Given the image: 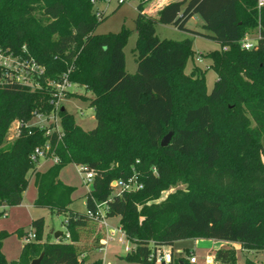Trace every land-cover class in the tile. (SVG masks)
<instances>
[{
	"label": "trees",
	"instance_id": "obj_1",
	"mask_svg": "<svg viewBox=\"0 0 264 264\" xmlns=\"http://www.w3.org/2000/svg\"><path fill=\"white\" fill-rule=\"evenodd\" d=\"M101 1L0 0V51L18 58L24 68L35 66L26 69V80H18L17 71L0 65V206L20 205L34 176V206L65 215V231L54 241L45 239V218L33 219L34 239L11 262L2 252L11 233L0 230V264H30L41 254L40 264H102L101 258H89L103 246L98 224L71 208L75 188L60 179L68 164L93 171L87 210L106 202L107 216L119 218L134 245L127 261L157 264L153 252L170 246V264H197L190 261L192 250L180 256L173 251L176 242L190 238L264 251V6L259 9L257 0H171L149 15L144 10L150 0H138L137 70L130 74L123 47L132 30L95 34L106 18L94 8ZM195 15L207 33L187 28ZM156 24L219 44L201 54L217 74L210 93L206 70L194 65L185 73L195 55L193 39H160ZM255 30L257 44L245 49L242 41ZM65 79L93 94L64 91L67 98L90 102L96 119L91 130L77 124L66 108L56 107V84ZM54 112L58 126L30 123ZM15 121L16 137L7 141ZM169 132L170 141L162 146ZM46 143L49 156L58 161L38 171L31 156ZM130 179L141 187L112 185ZM179 184L185 188L162 199ZM15 233L25 235L20 229ZM214 260L237 264L236 251L220 247ZM245 264L259 262L247 258Z\"/></svg>",
	"mask_w": 264,
	"mask_h": 264
},
{
	"label": "rangeland",
	"instance_id": "obj_2",
	"mask_svg": "<svg viewBox=\"0 0 264 264\" xmlns=\"http://www.w3.org/2000/svg\"><path fill=\"white\" fill-rule=\"evenodd\" d=\"M159 0H150L145 8H152ZM138 0H125L122 3H119L118 0H105L101 2H96L94 8L96 10L104 12L106 18L99 24L95 30V34L104 35L107 33H117L123 28L132 30L129 35L126 44L123 47V53L125 56V69L128 73L134 74L137 70L136 63V41L137 34L134 31L135 29V18L138 13ZM203 20H189L187 23L188 29H193L198 32L207 33L202 26ZM156 34L160 39H169V40H184L185 38L193 39V49L195 55L193 58H189L188 63L185 68V73L189 74L194 65L201 67L203 70H206L205 73V85L206 91L210 93L214 87V84L217 80L216 72L208 67L211 64L209 58L203 57L201 54H206L209 51H213L219 48V44L215 41L201 35H193L192 33L180 30L172 25L156 24L155 26ZM248 36L249 39L256 40L258 36L257 30L253 31ZM0 61L8 63L11 67H15V57L3 58L0 57ZM21 78L23 74L26 73L23 70L20 71ZM65 91L72 93H78L79 95H84L87 97H93L91 92H86L83 87H80L76 84H70L67 86ZM64 106L69 112H71L77 124H79L85 130H91L96 126V119L94 109L90 106L88 100H83L80 97H70L67 98L65 93L60 95L56 107L60 108ZM59 117L57 113L54 112L48 116L46 115H37L31 120V124L49 126L52 123L58 125ZM18 125V126H17ZM19 127L16 122H13L8 130V135L6 140L12 141L17 134ZM168 134V133H167ZM166 134V135H167ZM264 144V136L262 138ZM44 159L51 158H40V163L46 168L51 164V161H45ZM38 162L36 164L38 165ZM84 173L81 172L74 164H68L65 166L61 173V179L65 184L75 188L73 192V203L71 208L74 211L84 213L87 211L86 207V194L90 191L92 187V182L84 183L83 181ZM184 189V184H179L177 187L172 188L168 191L163 192L162 199L170 192H173L176 189ZM35 179H31L29 176V182L25 190L23 191V201L20 205L17 206H4L6 207L8 216H0V230H6L8 233H11L8 237L4 239L2 244V251L8 261H14L18 259L21 253V238H25L26 234H32L33 229L31 227V222L33 219L43 216L45 218V239L51 241L56 240L53 233V229L56 231H65V222L64 214H50L47 209L37 208L34 206L35 199ZM0 210H3L0 207ZM118 217L111 218V224L117 223ZM22 230L25 235L20 237L17 233V230ZM98 230V227H97ZM99 231V230H98ZM55 232V231H54ZM101 234V233H100ZM118 235H116V238ZM127 241V240H126ZM125 243H120L118 240H114L108 243L106 251H99V249H94L89 254L90 259L103 258L105 257L106 261L113 264H135L133 262L127 261L125 259L126 254L128 253L125 249ZM129 246L134 247V245L129 241ZM170 248V246H168ZM220 247H233L236 251V261L237 264H245L247 258L259 262V264H264V251L263 250H244L238 243L219 241L206 238H197V239H184L176 242L173 246V251L175 255H186L185 249L188 248L193 251L192 255L197 257V264H219L214 260V251Z\"/></svg>",
	"mask_w": 264,
	"mask_h": 264
},
{
	"label": "built area",
	"instance_id": "obj_3",
	"mask_svg": "<svg viewBox=\"0 0 264 264\" xmlns=\"http://www.w3.org/2000/svg\"><path fill=\"white\" fill-rule=\"evenodd\" d=\"M118 2L119 3L123 2V0H118ZM262 6H264V0H257V7L260 9ZM102 14H104V12L97 10V16L98 17H101ZM258 38H259V34L256 37V40L249 39L247 36L242 41V46L245 49H251V48L255 47V45L257 44ZM9 56L10 55H5L4 53H2L0 51V57L8 58ZM10 57H12V56H10ZM0 65H3L7 68H10V69L17 71L18 72V74H17L18 80H26V75H28V70H26V69L28 68V69L33 71V69L35 68L34 65L28 66V67L25 66V68H24L23 62L20 61L18 58H16L15 67H11L10 64L2 62V61H0ZM22 70L26 73H24L23 77L21 78L20 71H22ZM67 86H70V83L66 79L64 81H62L61 83L56 84V88L58 89L59 97H60V95H62V93H64ZM49 151H50V145L48 143H46L43 146L36 147L31 158H32V160L37 162V161H39L40 158H48L49 157L54 162H57L58 158L49 156ZM78 168H80L81 172L84 173L83 181L85 184L92 181L93 171L89 170L85 166H78ZM112 185L114 187H117V189H119V190H134V189H138L141 187V185L138 184L136 182V180H134V179H130L127 182L114 181L112 183ZM86 213H87L89 218H91L93 221H95L98 224V230L102 234V237H103L102 238V245L103 246L99 249V251H106L108 243L111 241H114L116 239L120 243H125V241L127 240L125 249L127 250V252L132 251L133 247L129 246V244H128L129 240L127 239V236H126L125 232L123 231V229L121 228V226L119 224H111L109 222V217L107 216L106 202L96 204V208L94 210H87ZM116 235H118L117 238H116ZM33 239H34V234L33 233L29 234L28 237H25V243L29 242ZM163 247L164 246L158 247L155 250V252H153V254L151 255V258H154L157 264H161V263L170 264L172 250H171V248L163 249ZM101 259H102V264H113L111 262L106 261L104 256ZM190 261L193 263H197V257L195 255H191ZM81 264H85V263H81Z\"/></svg>",
	"mask_w": 264,
	"mask_h": 264
},
{
	"label": "crops",
	"instance_id": "obj_4",
	"mask_svg": "<svg viewBox=\"0 0 264 264\" xmlns=\"http://www.w3.org/2000/svg\"><path fill=\"white\" fill-rule=\"evenodd\" d=\"M169 1H171V0H159L152 8H145V10H144V12L145 13H147V14H149V15H156V13H157V11L163 6V5H165L166 3H168ZM199 18H200V16H198V15H195V16H193L192 18H191V20H199ZM202 25H203V23H202ZM17 124H18V121H15ZM18 126V125H17ZM45 161H51L50 163V165L46 168L44 165L42 166V163H40V159H39V162H38V165H37V170L38 171H45V170H47L49 167H51L53 164H54V161L52 160V159H44V162ZM75 165V164H74ZM78 167V166H77ZM63 170V169H62ZM62 170H61V172H60V179H61V173H62ZM31 179H34V176H31ZM62 180V179H61ZM63 181V180H62ZM64 182V181H63ZM36 197H37V189H35V194H34V198L33 199H36ZM72 197H73V194H72ZM0 207H2L3 208V210H0V213H1V215L0 216H4V217H7L8 216V213H7V210H6V207H4V206H0ZM45 209V208H44ZM48 212H49V210H48ZM50 213V212H49ZM113 218H115V217H113ZM110 219L111 218H109V222L111 223V221H110ZM117 219V223H115V224H119V218H116ZM112 224H114V223H112ZM56 232V230H52L51 232L53 233V235H54V233ZM55 237V236H54ZM56 238V237H55ZM4 242V241H3ZM24 243H25V238L23 239V238H21V250H22V247H23V245H24ZM171 248V247H170ZM163 249H169V247L168 246H164L163 247ZM171 250H172V248H171ZM3 252V251H2ZM100 257H98V258H95V259H99ZM95 259H91V260H95ZM10 262V261H9Z\"/></svg>",
	"mask_w": 264,
	"mask_h": 264
},
{
	"label": "water",
	"instance_id": "obj_5",
	"mask_svg": "<svg viewBox=\"0 0 264 264\" xmlns=\"http://www.w3.org/2000/svg\"><path fill=\"white\" fill-rule=\"evenodd\" d=\"M64 109L65 107L62 106L61 110H64ZM171 136H172V132H169L167 135H165L161 141V145L166 146L169 143ZM62 234H63V231H56L54 233V236L57 238L58 236ZM42 257H43V254H41L38 258L33 259L30 264H40Z\"/></svg>",
	"mask_w": 264,
	"mask_h": 264
}]
</instances>
